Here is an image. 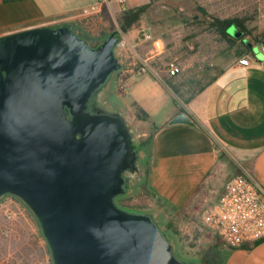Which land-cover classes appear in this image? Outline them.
Returning <instances> with one entry per match:
<instances>
[{
	"label": "water",
	"instance_id": "obj_1",
	"mask_svg": "<svg viewBox=\"0 0 264 264\" xmlns=\"http://www.w3.org/2000/svg\"><path fill=\"white\" fill-rule=\"evenodd\" d=\"M118 40L113 30L91 47L67 25L0 35V198L31 210L53 264H201L176 254L159 211L115 202L141 174L130 118L97 101L122 67Z\"/></svg>",
	"mask_w": 264,
	"mask_h": 264
},
{
	"label": "crops",
	"instance_id": "obj_2",
	"mask_svg": "<svg viewBox=\"0 0 264 264\" xmlns=\"http://www.w3.org/2000/svg\"><path fill=\"white\" fill-rule=\"evenodd\" d=\"M127 3L131 6L133 0ZM101 8L96 0H0V35L32 26L64 25ZM124 34L132 55L149 58L151 64L145 73L137 74L126 58L120 60L124 69L119 73L127 85L122 93L131 121L138 109L148 115L137 122L142 135H151L149 188L173 210L185 208L192 213L198 204L210 201L205 192L219 175L246 174L264 187V40L252 44L246 56L231 60L215 79L183 102L160 77L156 58L163 49L150 54L151 44L137 39L134 29ZM256 46L260 52H254ZM241 58L248 63H240ZM152 77L163 90L153 84ZM158 88L161 95L167 93V103H150ZM180 112L192 124H170ZM215 252L221 264H264V238L241 247L222 243Z\"/></svg>",
	"mask_w": 264,
	"mask_h": 264
},
{
	"label": "rangeland",
	"instance_id": "obj_3",
	"mask_svg": "<svg viewBox=\"0 0 264 264\" xmlns=\"http://www.w3.org/2000/svg\"><path fill=\"white\" fill-rule=\"evenodd\" d=\"M147 5L139 22L133 26L137 39H141L140 30H148L155 38L162 40L164 48L158 60L160 77L167 83L170 75L166 72L169 62L179 66L176 76L179 88L185 96H192L198 92L222 67L229 65L234 57V47L218 39V36L209 28L208 21L211 16L220 18L246 15L254 17L248 24L254 27V32L264 28V0H133L125 8ZM123 8L112 2L102 5L98 13H88L77 17L71 23L78 25L84 35L88 37L100 36L112 30H120L117 17ZM130 29V30H131ZM230 28V34H239ZM120 60L126 58L133 60L132 53L116 50ZM254 52H260L256 46ZM114 73L97 93L98 105L106 112H118L129 116L125 106L122 91L118 84L126 83L120 79L121 74ZM153 84L160 85V81L152 77ZM158 88V90L160 89ZM163 90V89H162ZM159 90L152 96L150 103H167L165 95ZM164 96V97H163ZM170 100V99H169ZM165 104V103H164ZM167 107L164 110H168ZM137 117V115H136ZM135 118L131 121L138 136L145 140L149 135H142V128ZM136 141V147H141ZM149 142L141 147V157L138 165L143 182L140 177L132 178V192L119 200L121 207L130 212L157 210L162 219L156 222L164 224L170 220L175 237L180 244V252L189 258H196L204 263L215 259V244L219 242L215 234L209 230L202 221V212L211 205L215 196L219 194L221 186L229 175H219L217 181L210 183L207 193L209 202L198 204L192 213L186 214L183 210H173L166 201L158 197L148 186L147 175L149 171ZM239 174V173H235ZM0 264H53L47 242L42 236L38 222L31 210L16 196L6 194L0 198Z\"/></svg>",
	"mask_w": 264,
	"mask_h": 264
},
{
	"label": "built area",
	"instance_id": "obj_4",
	"mask_svg": "<svg viewBox=\"0 0 264 264\" xmlns=\"http://www.w3.org/2000/svg\"><path fill=\"white\" fill-rule=\"evenodd\" d=\"M127 1L96 0L101 5L114 2L122 8H125ZM124 33L118 30L119 40L115 51L129 50L130 43ZM140 35L142 40L151 44L150 54H156L164 48L162 40L155 38L148 30L143 28L140 30ZM262 48L264 49V47ZM132 57L130 65L135 66L134 71L137 74H143L150 69L149 58H137L134 55ZM239 61L242 64H247L249 60L241 58ZM123 69L122 66L120 73ZM179 69V66L174 62H169L166 66V72L170 76L177 74ZM118 88L120 91H124L122 83L118 84ZM202 221L229 247H241L264 238V187L258 185L246 174L232 175L224 183L218 198L203 210Z\"/></svg>",
	"mask_w": 264,
	"mask_h": 264
},
{
	"label": "trees",
	"instance_id": "obj_5",
	"mask_svg": "<svg viewBox=\"0 0 264 264\" xmlns=\"http://www.w3.org/2000/svg\"><path fill=\"white\" fill-rule=\"evenodd\" d=\"M7 1V0H4ZM147 5H138V6H133V7H128V8H123V10L119 13L117 17V22L119 25V28L122 32H127L129 31L133 26H135L142 14L145 11V8ZM254 17H248L246 15H234V16H228V17H217V16H211V18L208 21V26L209 28L218 36V39L222 42H224L228 48H233L234 47V57L239 59L240 57L246 56L249 51L250 47L245 43L247 40L251 44H257L260 45L263 43L264 40V28H262L259 32H254L255 28L254 27H249L250 21H252ZM64 25L69 26L79 37L84 38L89 42V40H93L94 42L93 45H90L91 47H96L100 44V42L103 40L104 37H106L111 31L104 33L100 36H94V37H88L87 35H84L81 31V29L78 27V25H74V23H66ZM233 28L232 30H235L239 35L238 36H233L230 34L229 29ZM113 31V30H112ZM90 44V43H89ZM117 55V54H116ZM118 59L120 60L119 55H117ZM122 68V67H121ZM121 69L118 71V74L120 73ZM221 71V70H220ZM218 71V73L220 72ZM217 73V74H218ZM179 73L170 76L168 78L167 84L169 87L173 90V92L183 101V102H188L190 98L196 93H194L192 96H185L184 92L179 88V85L177 84V78L176 76ZM215 74L204 86H206L209 82H211L215 77L217 76ZM201 87L202 88H204ZM200 89V90H201ZM199 90V91H200ZM136 115L140 119H147L148 115L146 112L142 111L141 109H138L136 112ZM141 147H145L146 143H150L151 140V135L145 140H142L141 138L138 139ZM131 191V190H129ZM125 194V193H124ZM123 195V194H122ZM121 196V195H120ZM120 196H117L115 199V202L117 203L118 206L121 207V204L119 203V200L122 199ZM122 208V207H121ZM123 209V208H122ZM183 210L186 211V214L189 213V211L185 210V208H180L178 211ZM39 225V224H38ZM40 227V226H39ZM41 231V229H40ZM175 229H173L170 220L164 224V229L163 232L168 238H172V241H175L176 243V254L180 257L183 258V261L185 262H195V263H201V264H221V258L217 255L215 259H212V262L210 263H204L199 259L196 258H189L184 256L183 253L180 252V244L175 237ZM42 234V232H41ZM43 236V235H42ZM216 239L219 240V242H214V246H218L219 244H222V240L217 236ZM48 251L49 247L47 245Z\"/></svg>",
	"mask_w": 264,
	"mask_h": 264
},
{
	"label": "flooded vegetation",
	"instance_id": "obj_6",
	"mask_svg": "<svg viewBox=\"0 0 264 264\" xmlns=\"http://www.w3.org/2000/svg\"><path fill=\"white\" fill-rule=\"evenodd\" d=\"M92 41H93V40H89L90 45H93V44H94V42H92ZM134 178H135V177H134ZM132 180H133V179H132ZM143 180H144V176H143V174H140V182H139V183H141V181L143 182ZM131 183H132V181H131ZM131 183H130V184H131ZM130 186H131V185H130ZM131 192H132V190L126 192L125 194L121 195L120 198L127 196V195L130 194Z\"/></svg>",
	"mask_w": 264,
	"mask_h": 264
}]
</instances>
